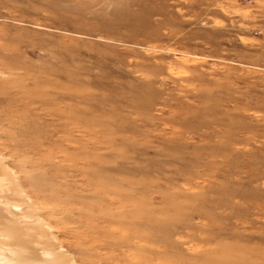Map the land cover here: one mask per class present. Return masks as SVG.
<instances>
[{
	"label": "rangeland",
	"instance_id": "374dc122",
	"mask_svg": "<svg viewBox=\"0 0 264 264\" xmlns=\"http://www.w3.org/2000/svg\"><path fill=\"white\" fill-rule=\"evenodd\" d=\"M0 264H264V0H0Z\"/></svg>",
	"mask_w": 264,
	"mask_h": 264
}]
</instances>
